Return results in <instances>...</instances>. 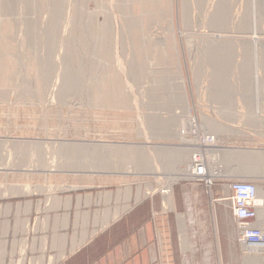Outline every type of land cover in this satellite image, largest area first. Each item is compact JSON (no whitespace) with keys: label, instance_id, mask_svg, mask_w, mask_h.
<instances>
[{"label":"rangeland","instance_id":"rangeland-1","mask_svg":"<svg viewBox=\"0 0 264 264\" xmlns=\"http://www.w3.org/2000/svg\"><path fill=\"white\" fill-rule=\"evenodd\" d=\"M263 124L264 0H0V217L44 188L160 193L193 163L154 150H201L216 175L212 191L192 187V176L172 187L177 196L187 188L179 198L189 217L220 210L221 249L228 243L233 253L206 262L264 264V248H244L229 230L226 203L213 204L231 181L264 193V156L250 159L264 155ZM195 130L219 146L200 148ZM100 143L144 148L149 167L118 159L103 170L88 157L65 166L63 145ZM202 237L219 249L216 232Z\"/></svg>","mask_w":264,"mask_h":264},{"label":"crops","instance_id":"crops-1","mask_svg":"<svg viewBox=\"0 0 264 264\" xmlns=\"http://www.w3.org/2000/svg\"><path fill=\"white\" fill-rule=\"evenodd\" d=\"M61 188L8 205L0 217V264H219L206 257L232 256L228 243L221 249L220 210L185 215L188 203L179 197L187 188L178 196L173 189L174 204L162 191L137 197L98 186ZM222 194L214 191L213 198L231 196ZM217 198L213 204L221 205ZM229 230L236 235L232 214ZM215 232L217 251L199 238Z\"/></svg>","mask_w":264,"mask_h":264},{"label":"built area","instance_id":"built-area-1","mask_svg":"<svg viewBox=\"0 0 264 264\" xmlns=\"http://www.w3.org/2000/svg\"><path fill=\"white\" fill-rule=\"evenodd\" d=\"M196 135L200 148H210L205 145H212L213 136L199 137ZM194 164L192 170V181L202 184L212 191L216 175L207 169V161L201 150H196L194 154ZM231 196L219 197V203H226L233 216L237 232L238 241L241 246L247 249L264 248V227L259 225V211L264 210V198L259 199L258 186L248 181H231L227 184Z\"/></svg>","mask_w":264,"mask_h":264},{"label":"bare ground","instance_id":"bare-ground-1","mask_svg":"<svg viewBox=\"0 0 264 264\" xmlns=\"http://www.w3.org/2000/svg\"><path fill=\"white\" fill-rule=\"evenodd\" d=\"M223 2V1H222ZM263 2V1H262ZM14 3V2H13ZM213 3V2H212ZM38 4V3H37ZM225 4V3H224ZM214 6V5H213ZM26 7V6H25ZM28 8V7H27ZM258 8V7H257ZM21 9V8H20ZM224 9H225V6L222 4L221 6H220V8L218 9V12L217 13H215L216 14V16H215V18L216 19H218L219 20V18L221 19L222 17H223V14H224ZM30 10V9H29ZM262 10V9H261ZM21 14V13H20ZM24 14V13H23ZM49 15V14H48ZM258 15H259V13H258ZM51 16V15H50ZM54 16V15H53ZM211 16V15H210ZM54 18V17H53ZM55 19V18H54ZM251 19V18H250ZM262 19V18H261ZM244 20V19H243ZM45 21V20H44ZM215 21V20H214ZM220 21H222V20H220ZM220 21H219V23H220ZM59 22V21H58ZM216 23H217V21H215ZM214 22V23H215ZM210 23V22H209ZM223 23V22H222ZM216 25V24H215ZM252 26V25H251ZM39 27V26H38ZM42 27V26H41ZM45 29V28H44ZM248 29V28H247ZM51 31V30H50ZM65 31V30H64ZM34 32V31H33ZM46 32V31H45ZM48 32V31H47ZM35 33V32H34ZM53 35V34H52ZM31 36V35H30ZM22 37V36H21ZM215 37H217V36H215ZM215 37H214V39H215ZM44 38V37H43ZM35 39V38H34ZM257 39V38H256ZM216 40V39H215ZM220 40V38H217V41H219ZM216 41V42H217ZM21 42V41H20ZM51 42V41H50ZM54 42V41H53ZM25 43V42H24ZM62 43V42H61ZM23 44V43H22ZM36 44V43H35ZM52 44V43H51ZM34 45V44H33ZM22 46V45H21ZM28 46V45H27ZM212 47H215V46H212ZM32 48V47H31ZM207 48V47H206ZM216 48H217V46H216ZM221 51V50H220ZM219 53V52H218ZM211 55V54H210ZM225 55V54H224ZM40 56V55H39ZM218 56V55H217ZM221 56H222V54H221ZM42 57V56H41ZM50 58V57H49ZM64 58V57H63ZM79 59V58H78ZM59 62V61H58ZM53 63V62H52ZM45 66V65H44ZM225 70V69H224ZM134 72V71H133ZM48 73V72H47ZM45 75V74H44ZM47 75V74H46ZM48 76V75H47ZM66 76V75H65ZM131 76V75H130ZM71 77V76H70ZM23 78V77H22ZM49 79V78H48ZM58 80V79H57ZM63 80V79H62ZM26 82V81H25ZM60 82H61V80H60ZM74 82V81H73ZM72 82V83H73ZM43 83V82H42ZM64 83V82H63ZM31 84V83H30ZM47 84V83H46ZM50 84V83H49ZM57 84V83H56ZM69 84V83H68ZM54 86V85H53ZM55 86H57V85H55ZM54 86V87H55ZM88 86V85H87ZM58 87V86H57ZM80 88V87H79ZM74 90V89H73ZM64 91V90H63ZM87 92V91H86ZM60 93V92H59ZM192 120H193V118H192ZM195 120V119H194ZM194 120H193V122H194ZM180 122V121H179ZM184 123V122H183ZM176 125H178V124H176ZM176 125H175V127H176ZM145 126V125H144ZM170 126H172V125H170ZM169 126V127H170ZM174 126V125H173ZM172 126V127H173ZM183 126V125H182ZM168 127V126H167ZM169 127H168V129H169ZM167 129V130H168ZM173 131V130H172ZM169 132H170V130H169ZM168 132V133H169ZM179 132V133H178ZM178 132H176L177 133V135H179V136H181V137H183L182 139H184L185 137H184V134L182 133L181 134V132H180V130L178 131ZM185 133V132H184ZM190 133V132H189ZM191 140V139H190ZM185 141H186V139H185ZM149 142V141H148ZM188 142H189V140H188ZM190 143V142H189ZM212 143H214V146H219L218 145V143L216 142V141H214V142H212ZM215 143H216V145H215ZM93 145V144H92ZM62 146V145H61ZM155 147V146H154ZM61 148V147H60ZM63 149H62V151H64V152H67V154L69 155L68 157V161L65 163V166L66 167H80V164L82 163V161H83V159L85 158V157H88V158H97L98 160H101L102 162H103V165L105 166V167H99V168H101V169H103V168H105V169H107V166H111L110 164L113 162V161H117L118 159V161H123V160H125L126 161V159L128 160H133L134 161V164L136 165V169H142V170H144L145 168H148L149 166H147V162H145L146 160H147V157L146 156H144V154H143V151L145 152V149L143 150L142 148L140 149L139 147H135V146H123V147H119V146H110V145H105V144H96V145H93V146H83V144H82V146L81 145H63V147H62ZM147 148V147H146ZM152 149V148H151ZM141 150H143V151H141ZM206 150V149H205ZM155 151V156H157V155H159V157H162V159L163 158H165V159H168L169 161L170 160H172V161H175L174 162V164H176L177 165V162L179 163V164H182L181 162H184V161H190V162H192L193 164H194V157L195 156H192V157H190L191 155H193V154H191L190 155V149H180V148H175V149H170V148H160V150H154ZM207 151V150H206ZM209 151V150H208ZM211 151H213V150H211ZM210 151V152H211ZM217 151H219V150H217ZM217 151H214V152H217ZM194 152V154H195V151H193ZM192 152V153H193ZM207 153V152H206ZM253 156V157H252ZM263 156L264 155H262L261 153H251V156H250V159H258V160H261L262 161V159H263ZM121 159V160H120ZM115 161V162H116ZM171 161V162H172ZM167 163H169V162H167ZM171 165V168L172 167H175V169H176V167L177 166H173L172 164H170ZM121 166V165H120ZM133 167V166H132ZM208 167V166H207ZM154 168V167H153ZM169 169H170V167H168ZM192 168V167H191ZM209 168V167H208ZM207 168V169H208ZM257 168V167H256ZM135 169V170H136ZM104 170V169H103ZM154 170H156V172H159V167H155L154 168ZM171 170H173V168L171 169ZM175 171V170H174ZM208 171H209V169H208ZM176 173V172H175ZM159 173H157V175H158ZM175 175H177V177H175L173 180H171L169 183L168 182H166V184L165 185H163L164 187L162 188L164 191H163V194H165V195H167L166 197H167V199L170 201V204L171 203H173V187H172V185H173V183L174 182H176V181H178V180H180L181 178H185V177H188V176H192V169L190 170V169H178L177 170V174H175ZM189 178V177H188ZM149 192V191H148ZM258 192H259V199H263L264 198V193L261 191V190H259L258 189ZM151 193V192H150ZM149 193V194H150ZM154 193V192H153ZM264 212H263V210H260L259 211V218H261V217H264Z\"/></svg>","mask_w":264,"mask_h":264}]
</instances>
